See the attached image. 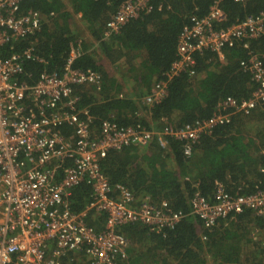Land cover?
I'll list each match as a JSON object with an SVG mask.
<instances>
[{
  "label": "trees",
  "instance_id": "16d2710c",
  "mask_svg": "<svg viewBox=\"0 0 264 264\" xmlns=\"http://www.w3.org/2000/svg\"><path fill=\"white\" fill-rule=\"evenodd\" d=\"M127 1L131 0H22L20 12L38 11L40 28L1 46L0 57L33 47L43 61H24L21 76L23 82L33 84L42 71L61 72L68 55L79 48L73 65L101 76L99 88L73 86L77 107L88 109L97 132L105 119L120 126L140 124L155 132L180 128L210 117L227 97H250L256 83L240 62L253 51L264 64V35L224 46L222 57L211 50L196 53L193 74L180 72L168 78L183 26L190 16L207 14L215 0H152L150 12L105 36L106 22ZM218 4L225 15L219 28L264 13V0H218ZM161 79L167 81V93L159 102L147 104L144 97ZM72 132V127L64 129L66 136ZM99 165L112 187L121 184L132 192L135 205L147 201L184 215L160 232L140 222L119 226L129 241L121 264H264L262 240L252 237L263 226V217L255 210L243 207L208 227L190 212L194 193L199 191L211 200L218 184L234 197L264 190V106L248 114H233L228 124L201 135L189 156L183 153L182 141L168 138L166 147L153 140L145 146L110 150ZM91 193L86 182L73 187L72 211L82 212ZM85 221L99 232L105 214L89 210ZM59 261L90 264L84 252L77 250L66 252Z\"/></svg>",
  "mask_w": 264,
  "mask_h": 264
},
{
  "label": "built area",
  "instance_id": "2783aa9c",
  "mask_svg": "<svg viewBox=\"0 0 264 264\" xmlns=\"http://www.w3.org/2000/svg\"><path fill=\"white\" fill-rule=\"evenodd\" d=\"M21 1L0 0V47L40 28V13L20 12ZM151 1L121 4L106 22L105 36L150 12ZM224 20L218 0L204 16H190L178 36L177 58L166 73L168 78L180 72L193 74L196 53L211 50L222 57L224 46L264 35V13L219 28ZM79 54L76 48L61 72L42 71L33 84L21 80L24 61H43L33 47L0 57V264H60L59 257L71 250L84 252L90 264H121L129 241L118 231L119 226L140 222L160 232L184 215L147 201L135 205L127 187H112L99 165L106 153L129 145L145 146L153 140L166 147L167 139L174 138L183 142V153L189 156L201 135L228 124L233 114H248L264 106V64L257 52L250 51L240 62L256 83L247 99L227 97L210 117L180 128L165 127L155 132L140 124L120 126L105 119L97 132L88 109L77 107L79 98L73 86L95 84L99 88L101 76L75 67L73 61ZM166 93L167 81L161 79L144 100L154 104ZM67 126L73 128L71 136L64 135ZM83 182L92 188L91 199L82 212L76 213L69 198L72 188ZM190 202V212L202 219L205 227L243 207L255 210L264 224V190L234 197L218 184L211 200L196 191ZM89 210L105 214L101 231L87 225Z\"/></svg>",
  "mask_w": 264,
  "mask_h": 264
},
{
  "label": "crops",
  "instance_id": "0c3cea01",
  "mask_svg": "<svg viewBox=\"0 0 264 264\" xmlns=\"http://www.w3.org/2000/svg\"><path fill=\"white\" fill-rule=\"evenodd\" d=\"M257 142H258V140H257ZM260 152H262V150L257 151V153H260ZM258 236L260 237L261 240L263 239V237H264V224H263L262 228H260V229L256 228L254 230L252 237L257 238Z\"/></svg>",
  "mask_w": 264,
  "mask_h": 264
},
{
  "label": "rangeland",
  "instance_id": "374dc122",
  "mask_svg": "<svg viewBox=\"0 0 264 264\" xmlns=\"http://www.w3.org/2000/svg\"><path fill=\"white\" fill-rule=\"evenodd\" d=\"M79 27L82 29V28H83L82 24H80ZM106 67H108L109 70L112 69V68L110 67V65H107V64H106Z\"/></svg>",
  "mask_w": 264,
  "mask_h": 264
}]
</instances>
